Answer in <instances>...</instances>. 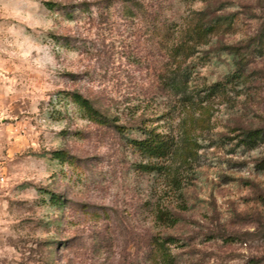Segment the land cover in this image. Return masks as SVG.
<instances>
[{
  "label": "rangeland",
  "instance_id": "rangeland-1",
  "mask_svg": "<svg viewBox=\"0 0 264 264\" xmlns=\"http://www.w3.org/2000/svg\"><path fill=\"white\" fill-rule=\"evenodd\" d=\"M133 1L142 8L129 6L132 0H55L58 6L43 3L39 15L44 28L45 10L62 16L59 34L46 33L44 45L55 42L81 57L75 70L63 73L56 102L47 105L48 120L61 121L72 112L92 141L113 145L116 172L126 180L122 207L69 198L30 180L14 183L4 190L8 195L0 192L17 233L0 240V264H156L155 241L167 237L176 264H264V139L253 147L241 141L242 131L264 128V0H211V9L226 16L222 35L217 41L209 34L193 52L178 55L167 47L210 18L199 14L207 1ZM226 44L244 54L239 78H227L235 66ZM215 83L220 90L211 93ZM73 93L128 129L121 134L94 123ZM30 105L28 99L17 100L16 119L2 122L5 178L17 162L13 156L20 157L21 137H32L35 130V141L43 142L48 135L27 112ZM140 121L173 133L179 148L190 149L188 161L171 163L169 172L175 167L180 172L178 182L163 171L137 168L146 159L128 140L140 136L135 128ZM77 136L81 147L91 143L83 132ZM55 155L83 183L78 157ZM33 188L34 198H23ZM157 206L177 222L158 221Z\"/></svg>",
  "mask_w": 264,
  "mask_h": 264
},
{
  "label": "clouds",
  "instance_id": "clouds-1",
  "mask_svg": "<svg viewBox=\"0 0 264 264\" xmlns=\"http://www.w3.org/2000/svg\"><path fill=\"white\" fill-rule=\"evenodd\" d=\"M46 2L55 0H0V129L6 127L4 120L16 119L12 115L15 102L28 99L31 105L27 112L36 118L41 131L48 133L43 142L35 141V130L32 137H21L24 143L19 159L13 156L17 162L12 175L5 178L4 169L0 167V192L8 195L5 189L30 180L59 195L69 198L80 195L90 202H101L109 209H119L126 194V180L122 173L116 172L113 145L100 138L92 141L90 133L78 123L81 117L72 112H66L61 121L48 120L47 105L49 101L56 102L55 94L61 90V81L65 79L63 73L75 70L81 57L55 42L44 45L46 33L59 34L57 20H62L59 11L45 10L47 27H43L39 15ZM41 101L45 103L43 109ZM65 131L66 135H59ZM78 132H83L84 138L91 141L88 146H80ZM2 149L0 145V151ZM57 152H67V159L78 157L77 164L85 172L83 183H77V176L61 163V157L55 155ZM3 159L6 158L0 155V160ZM33 193L35 188L23 198L31 201ZM8 207V202L0 196V240L8 236L15 239L17 235L13 230L15 219L9 216Z\"/></svg>",
  "mask_w": 264,
  "mask_h": 264
},
{
  "label": "trees",
  "instance_id": "trees-1",
  "mask_svg": "<svg viewBox=\"0 0 264 264\" xmlns=\"http://www.w3.org/2000/svg\"><path fill=\"white\" fill-rule=\"evenodd\" d=\"M206 1L207 5L202 11H200L199 14L207 15L210 18L196 23L191 27L190 30L185 31L181 39L171 42L167 47L171 54L178 55L184 52H193L198 44V41L205 39L207 36H209V34H212L211 38H215L217 41L219 40V37L222 35L220 32L223 26L222 22L226 16L221 14L220 8L211 9V0ZM45 4L49 8L58 6L53 2H46ZM129 6L137 9L142 8V5L133 0ZM224 46L226 52L232 57L235 66L234 70L228 75L227 78L235 79L243 76V69H241L240 63L241 60H243L244 54L241 53L240 49L234 44H226ZM168 84L177 91H182L180 90V87L178 88L177 83L169 82ZM219 86L220 83H215V85L208 89L211 93L217 92L220 90L218 89ZM72 95L79 99L83 105L88 107L90 110V117L94 123L107 125V127H110L114 131L121 134H123L128 129L124 124L117 123L116 120L110 118L105 111L103 112L93 106L91 100L79 93H73ZM135 128L139 131L140 136L138 138L129 139L128 143L146 159L145 162L140 161L137 168L149 172L156 170L161 172L163 171L164 176H168L174 182H178L181 178L179 175L180 172L177 170V167H175L173 170L174 172L170 173L169 171L173 167L171 163H173L175 159L179 158L181 159V163L188 161L190 157V149L188 147H184L182 150L178 147L177 138L173 133L167 131H158L156 126L147 125L144 121H140V123ZM262 139H264V128L246 129L241 132V141L246 146L253 147L259 140ZM154 215L155 218L163 224H174L177 222V217H175L173 213H171L167 208H162L161 206L156 207ZM170 241H172L171 237H167L163 240L158 239V241H155V248L158 252V261L156 264H176L174 256L170 253L166 245Z\"/></svg>",
  "mask_w": 264,
  "mask_h": 264
}]
</instances>
